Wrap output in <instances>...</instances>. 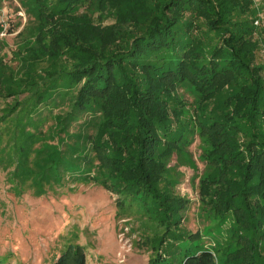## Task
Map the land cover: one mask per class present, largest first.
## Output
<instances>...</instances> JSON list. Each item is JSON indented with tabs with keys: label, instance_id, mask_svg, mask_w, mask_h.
<instances>
[{
	"label": "trees",
	"instance_id": "trees-1",
	"mask_svg": "<svg viewBox=\"0 0 264 264\" xmlns=\"http://www.w3.org/2000/svg\"><path fill=\"white\" fill-rule=\"evenodd\" d=\"M88 1L20 0L29 16L51 26L34 36L55 64L63 54L57 44L63 26H78L67 49L75 59L43 89L16 76L33 69L28 60L18 55L16 72L0 60V96L27 93L41 105L80 88L104 101L105 121L92 137L94 182L117 196L119 209L140 203L165 230L150 264L181 257V264H219L198 235L181 231L188 200L169 181L174 152L182 153L188 134L198 133L207 163L201 202L235 223V248L224 264H264V63L258 62L264 27L255 25L264 7L256 0H100L94 24L76 15ZM109 17L130 29L117 35L103 24ZM180 89L194 97L187 122ZM167 238L180 240L174 245L179 254L162 249ZM53 264H88L87 253L71 245Z\"/></svg>",
	"mask_w": 264,
	"mask_h": 264
},
{
	"label": "rangeland",
	"instance_id": "rangeland-1",
	"mask_svg": "<svg viewBox=\"0 0 264 264\" xmlns=\"http://www.w3.org/2000/svg\"><path fill=\"white\" fill-rule=\"evenodd\" d=\"M257 2L264 7V0ZM99 5L100 0H89L76 15L96 24ZM0 24L4 27L0 60L15 72L21 66L18 55L33 65L32 70L16 72L24 85L35 83L43 89L60 71L71 69L75 58L67 49L78 26H63L57 41L63 52L58 65L34 36L51 26L29 16L20 0H3ZM103 24L117 35L130 29L129 23L114 17ZM258 62L264 63V53ZM178 94L185 102L187 122L194 116V97L182 89ZM2 95L0 264H53L71 245L83 247L88 264H150L156 255L154 246L165 230L150 219L140 203L119 209L117 196L94 182L98 162L92 137L105 121L104 101L87 98L80 88L62 91L41 105L27 93L16 98ZM204 150L199 134L190 132L184 151L174 152L170 161L169 181L175 194L188 200L181 231L198 235L200 247L212 250L219 264H224L225 253L235 248L231 238L235 223L231 214L216 217L201 202L200 180L207 173ZM54 156L57 161L52 160ZM167 240L169 244L162 249L171 257L179 254L181 249L178 252L174 245L180 240ZM189 247L195 250V242ZM181 261L182 257L173 264Z\"/></svg>",
	"mask_w": 264,
	"mask_h": 264
},
{
	"label": "built area",
	"instance_id": "built-area-1",
	"mask_svg": "<svg viewBox=\"0 0 264 264\" xmlns=\"http://www.w3.org/2000/svg\"><path fill=\"white\" fill-rule=\"evenodd\" d=\"M255 25L258 26V27H264V11H262L259 14V16L256 18Z\"/></svg>",
	"mask_w": 264,
	"mask_h": 264
}]
</instances>
